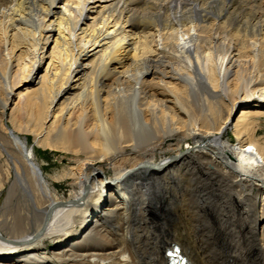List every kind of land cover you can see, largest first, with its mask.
Instances as JSON below:
<instances>
[{"label":"bare ground","instance_id":"bare-ground-1","mask_svg":"<svg viewBox=\"0 0 264 264\" xmlns=\"http://www.w3.org/2000/svg\"><path fill=\"white\" fill-rule=\"evenodd\" d=\"M263 127L264 0H0V264H264Z\"/></svg>","mask_w":264,"mask_h":264},{"label":"rangeland","instance_id":"rangeland-1","mask_svg":"<svg viewBox=\"0 0 264 264\" xmlns=\"http://www.w3.org/2000/svg\"><path fill=\"white\" fill-rule=\"evenodd\" d=\"M85 25H86L85 27H88L90 25V22L87 21V23ZM42 45H44L45 53L47 55H50L52 52V47H54L53 43L52 42H50V43L45 42L43 40L41 46ZM48 60H49V58L47 57L45 60L46 63L43 64V67H46ZM23 83L18 89H16L15 101H17V99L20 95H23V94L24 95L25 94L31 95V94H33L34 91L35 90L37 91V89L39 87L38 84L30 83L27 79L24 80ZM242 107H244L243 104L238 106L237 109L235 110V112L233 113L232 118H231L233 123L235 122V118L239 115ZM261 134L264 135V127H263V130L261 131ZM226 137H228L230 139L232 138L234 140V134H233L231 129L226 133ZM33 141H34L33 136L29 135V138H28L29 146L33 145V143H34ZM184 144L186 145V143H184ZM37 149H39L38 154L36 153L37 154V161L42 165L44 175L47 177L49 182H51L53 184L55 191L58 193V196L61 198L69 197L73 191V184H72V179L67 178L65 176L66 175L65 173L68 170L72 169V167H73L72 157L69 154H66V153H63L60 151H56V150L44 149V148L36 146V150ZM168 152H166L167 154L165 153V157H169L173 154L170 151H168ZM101 165H103L105 167V174L109 177L112 174L111 170L107 166H105L103 163L100 164L99 166H101ZM5 199H6V193L4 192L2 195H0V212L2 210ZM172 230H174V229H172ZM39 246L41 248H45L49 252H51L55 248L54 242L50 239H45L42 243H40Z\"/></svg>","mask_w":264,"mask_h":264},{"label":"water","instance_id":"water-1","mask_svg":"<svg viewBox=\"0 0 264 264\" xmlns=\"http://www.w3.org/2000/svg\"><path fill=\"white\" fill-rule=\"evenodd\" d=\"M172 256H173L174 258H176V262H177L178 264H185V263L182 261V258H181L179 255H177V254H172Z\"/></svg>","mask_w":264,"mask_h":264}]
</instances>
